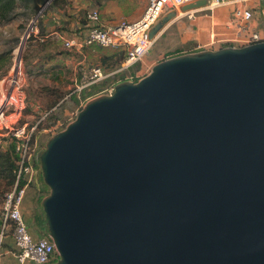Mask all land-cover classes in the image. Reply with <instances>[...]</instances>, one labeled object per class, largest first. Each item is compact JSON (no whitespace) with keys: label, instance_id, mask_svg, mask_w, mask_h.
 I'll return each mask as SVG.
<instances>
[{"label":"water","instance_id":"95a60500","mask_svg":"<svg viewBox=\"0 0 264 264\" xmlns=\"http://www.w3.org/2000/svg\"><path fill=\"white\" fill-rule=\"evenodd\" d=\"M40 166L55 264H264V41L117 84L47 141Z\"/></svg>","mask_w":264,"mask_h":264},{"label":"rangeland","instance_id":"374dc122","mask_svg":"<svg viewBox=\"0 0 264 264\" xmlns=\"http://www.w3.org/2000/svg\"><path fill=\"white\" fill-rule=\"evenodd\" d=\"M55 1H58L56 9H52L51 4ZM93 1L95 5L98 4L96 8L100 10L101 18L108 19L107 21L110 23L126 20L123 18V14H120L121 10L126 14H130L137 7L136 4L134 6L129 4L127 2L129 0H110L108 6L100 8L99 4L103 6L107 0ZM142 2H146L145 5H147V0H142ZM71 4L72 0H46L42 5L37 20L41 18V23L43 21L44 38L48 37L44 41H42L43 37L39 35L40 30L36 28L38 23L35 18L26 26L24 31L19 27V22L0 27V51H5L8 46L16 42L19 44H16L13 50L14 63L12 69L0 80V98L12 91L10 82L15 75L17 52L25 40L20 62L22 71L20 76L18 75L19 84L15 88L16 95L19 99H23L25 108L18 120L17 127L20 128L26 125V131L32 132L35 169L37 172L36 181L30 186L34 193L29 196L31 199L26 205V218H33L37 211H41L40 199L46 197L50 192L49 188L44 185L41 166L39 169L40 156L47 141L75 121L79 112L88 102L105 96L104 93H106L109 86L116 84L127 75L118 77L112 75L89 89L82 92L78 91L77 87L81 84L83 74L88 73V70L97 64L103 67L100 61L103 58L102 54L111 56L114 49L97 48L95 52L87 54L86 57L76 58V55H71L72 53L63 48L62 39L52 33L55 30H67L68 25L62 21L61 14L65 16ZM110 8L114 10L109 11ZM58 9L62 12H58ZM231 11L232 7L228 6L216 10L214 18H211L208 13H206L207 16L205 13L197 14L192 19L178 16L172 18L165 30L158 35L159 38H157L143 63L137 64V70H140L142 66L151 68L157 60L178 52L204 50V46L210 41V34L213 29L219 35H231L225 27V22L231 18ZM170 13H173V11L167 8L163 17ZM116 17L119 19H115ZM51 20H55L56 23H52ZM220 46V44L216 45V49ZM53 55L56 57L62 55V57L55 59ZM72 57H75V60H72ZM52 58L54 59L52 60ZM76 60L79 61V64L75 62ZM8 142H13L16 145V138L9 135ZM6 183L0 180V217L4 195L11 189L7 187ZM2 230L3 227L0 229V238ZM13 247L12 231H5L2 241H0V252L3 253L5 248L14 250ZM2 264H10L9 258L5 257Z\"/></svg>","mask_w":264,"mask_h":264},{"label":"built area","instance_id":"2783aa9c","mask_svg":"<svg viewBox=\"0 0 264 264\" xmlns=\"http://www.w3.org/2000/svg\"><path fill=\"white\" fill-rule=\"evenodd\" d=\"M199 1L202 0H148V6L140 19L133 22L124 20L114 24L102 23L97 9L88 12L86 24L75 31L73 35L64 39L65 48L70 51H83L92 46L100 48L124 47L126 58L121 67L113 72H106L101 66L91 67L88 73L83 74L81 84L77 87L78 91L89 89L132 65L143 63L158 38L151 39L150 32L163 17L167 8L180 18L192 19L200 13H208L211 18H214L217 9L231 2V0H204L206 1L205 7L183 11V7ZM252 20L253 12L250 9L234 8L229 27L232 34L219 35L213 29L210 41L204 46V50H218L225 48L223 46L245 47L264 41V36L258 33L242 36L243 32L249 30ZM218 44L221 46L216 49ZM19 76H13V80L10 82L12 91L0 98V145L8 139L9 135H12L16 138V150L19 154L14 187L4 195L1 206L3 230L0 241H2L4 232L11 230L16 248L13 256L18 264H51L58 261L54 243L48 238L35 240L22 213L27 189L35 183L37 172L34 165L32 132L26 131V125L17 127L18 120L25 108L23 99H19L16 95L15 88L19 84ZM114 90L115 85L109 86L104 95H112ZM1 257L2 252H0V259Z\"/></svg>","mask_w":264,"mask_h":264},{"label":"crops","instance_id":"0c3cea01","mask_svg":"<svg viewBox=\"0 0 264 264\" xmlns=\"http://www.w3.org/2000/svg\"><path fill=\"white\" fill-rule=\"evenodd\" d=\"M129 4H132L134 6V4L137 5V7L133 10V12H131L130 14H126L125 12H123L121 10L120 14L122 15L123 14V18H125L126 20L128 21H136L138 19H140L143 15V13L145 12L147 6H148V0H147V5H145V3L142 2V0H129L127 1ZM110 3V0H107V2L105 3V5L101 6V4H99V7L102 8L104 6H108V4ZM143 4V7L141 8ZM98 5V4H96ZM96 5L94 3L93 0H72V4L71 6L67 9L66 11V15L63 16L61 14V18L63 19V21H68L69 22V25H68V30H64V31H53L54 33H52L53 35H56L58 37H60L63 41V48L65 50H67L64 46V39L70 37L71 35H73L75 33V31L81 29L87 22L86 18H87V13L90 12L91 10H94V9H97L100 13V10L98 8H96ZM145 5V6H144ZM228 6H231L232 7V11L234 8L236 7H244V8H247V9H250L252 12H253V20L250 24V28L247 32H243L242 33V36H245L246 35H249L251 33H258L260 35H263L264 36V25H263V14H264V1L262 0H231L230 3H228L227 5L223 6V7H228ZM222 8V7H220ZM113 11L114 9L110 8L109 11ZM218 10V9H217ZM117 8H116V12H117ZM231 11V12H232ZM58 12H62V11H58ZM120 15V16H121ZM100 17H101V14H100ZM121 18V17H120ZM115 19H119L118 17H116ZM102 23L104 24H114V23H117V22H108L107 20L108 19H102ZM231 20H232V14H231V18L225 22V27L228 29V32H230L232 34V30L229 29V27L231 26ZM48 37L46 38H43L42 41H44V39H47ZM159 38V36H158ZM223 47H227V46H223ZM240 47V46H238ZM99 48V47H96V46H92V47H89V48H86L85 50L83 51H70V50H67L68 52L72 53L71 55H76V58H79L81 56H87V54L89 55V53H92V52H95L96 49ZM114 49L113 50V55L110 56V58H112V60L109 59V56L105 55V54H102L103 55V58H101V62L102 64L104 63V59H105V62L107 61H111V62H114L116 63L117 61H121L123 60V58H126V49L124 47H115V48H112ZM201 50H193V51H189V52H178L176 54H172V55H169V56H166L165 58L163 59H159L157 60V62L154 63V66L164 60H167V59H170V58H174V57H177V56H180V55H183V54H190V53H196V52H200ZM203 51V50H202ZM53 57L55 59L59 58V57H62V55H59V56H54ZM52 58V60L54 59ZM72 60H75V57H72L71 58ZM77 64H79V61L76 60L75 61ZM82 63V62H80ZM95 66H100V64H97ZM153 66V67H154ZM137 64L135 65H132L130 66L129 68L127 69H124L122 71V73L120 74L121 75H126V77H123L119 82H123V81H129V82H138L139 80L143 79L144 77H146L147 75L150 74L151 70L153 67H144L142 66V68L140 70H137ZM150 68V69H149ZM117 82V83H119ZM7 146V140L4 141V144H3V147L5 148ZM34 184V183H33ZM32 186V185H31ZM33 189L32 188H28L27 189V192H26V196H25V199H24V203H23V206H22V213L24 215V218L28 224V227L31 231V233L33 234V237L35 240H37L40 236L36 233H33L31 228H30V224H31V221H32V218L30 217H25V213H26V205H27V202H29V200L31 199L29 196H31L33 194ZM14 242V241H13ZM14 250L13 249H9V248H5L3 253H2V257L0 259V264H2V260L7 257L9 258L10 260V264H18L17 260L14 258L13 256V252L16 250L15 248V244H14Z\"/></svg>","mask_w":264,"mask_h":264},{"label":"trees","instance_id":"16d2710c","mask_svg":"<svg viewBox=\"0 0 264 264\" xmlns=\"http://www.w3.org/2000/svg\"><path fill=\"white\" fill-rule=\"evenodd\" d=\"M45 1L46 0H0V27L8 26L15 22H19L20 24L19 27H21V29L24 31L26 29V26H28V24L34 18H36L37 15H39V12L41 11V7L42 5H44ZM57 3L58 1H55V3H52L51 8L56 9ZM57 11H59V9ZM51 22L56 23L55 20H51ZM63 22L69 25L68 21H63ZM37 23L38 24L36 25V28L40 30L39 35L40 37L44 38L45 29L43 28V25H42L43 21L41 23V18L37 20ZM67 30H68V27H67ZM16 44L19 45L18 42H16L12 44L11 46H8V49H5V51H0V80L4 76H6L13 67V63H14L13 62V59H14L13 50ZM105 59L103 63V69L106 72H113V71L118 70L125 61V58H123V60L117 61L116 63H114L111 61L105 62ZM109 59L112 60L110 56H109ZM121 73L122 72H118L114 74L113 77L114 76L118 77L120 76ZM119 83H116L114 85L116 86ZM18 160H19V154L16 150V145L13 142H8V139H7V146L5 148L3 147V145H0V180L3 182H7L6 183L7 187L11 189L14 187V184L16 181V171L18 169V165H17ZM34 165L36 166L35 161H34ZM39 169H40V163H39ZM44 197L40 199V205H41L40 210L41 211H37V213L34 214L31 224H30V228L32 232L40 236L38 239L40 238L50 239L47 221H46L45 213L42 207V201ZM2 227H3V220H2V217H0V229H2ZM51 264H55V262Z\"/></svg>","mask_w":264,"mask_h":264},{"label":"bare ground","instance_id":"6f19581e","mask_svg":"<svg viewBox=\"0 0 264 264\" xmlns=\"http://www.w3.org/2000/svg\"><path fill=\"white\" fill-rule=\"evenodd\" d=\"M23 49H24V46L22 49L20 46L19 50L17 52V62H16V66H15V75L14 76L20 75V72L22 71V69L20 68V62H21V56H22Z\"/></svg>","mask_w":264,"mask_h":264}]
</instances>
